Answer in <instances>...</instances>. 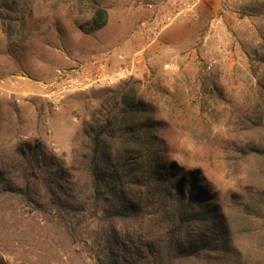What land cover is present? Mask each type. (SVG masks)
I'll use <instances>...</instances> for the list:
<instances>
[{"label": "rangeland", "instance_id": "obj_1", "mask_svg": "<svg viewBox=\"0 0 264 264\" xmlns=\"http://www.w3.org/2000/svg\"><path fill=\"white\" fill-rule=\"evenodd\" d=\"M96 4L106 9V23L84 32L80 24ZM262 32L264 0H0L4 180L16 148L26 145L44 161L40 177L66 189L76 132L113 114L131 87L147 111L140 119L156 137L159 164L176 177L198 169L237 221L242 251L264 254L257 247L264 245L263 218L238 225L240 210L254 208L264 190L260 158L241 153L264 144ZM121 71L127 75L118 77ZM97 78L111 80L87 86ZM136 202L146 218L150 200L137 195ZM47 215V206L33 203L7 215L25 232L0 235V264H97L108 243L116 255L126 253L124 264H138L129 253L137 244L125 237L141 231L135 221L118 225L126 231L122 247L103 237L106 223L91 205L66 215L78 231L73 240Z\"/></svg>", "mask_w": 264, "mask_h": 264}, {"label": "trees", "instance_id": "obj_2", "mask_svg": "<svg viewBox=\"0 0 264 264\" xmlns=\"http://www.w3.org/2000/svg\"><path fill=\"white\" fill-rule=\"evenodd\" d=\"M106 20V9L96 4L80 28L92 32L103 27ZM112 108L113 114L76 132L66 189L60 182L51 183L40 177L38 171L44 161L29 146L16 148L7 166L11 178L4 180L5 171L0 170L1 237L25 232L11 226L6 217L23 204L33 203L41 208L47 206V221L56 220L51 221L56 223L55 231L73 240L78 231L67 222L66 215L91 205L93 215L106 223L102 235L107 241L123 247L121 237L126 231L121 233L118 225L128 220L141 228L132 236H125L137 244L129 253L138 264H264L263 251L256 250L254 255L242 251L244 243L232 227L237 221L228 217L219 198L202 183L198 169L176 177L174 171L159 164L156 137L149 122L140 119L147 111L134 89H123ZM260 129L264 133V124ZM241 153L256 154L264 171V144H247ZM42 192L52 199L48 205ZM137 195L151 202L146 218L147 212L136 202ZM256 203L254 208L246 204L248 209L240 210L238 225L252 223L258 217L264 220V215H260L264 190ZM257 243V247L264 248L263 242ZM124 257L126 253L116 255L113 244L108 243L102 258L97 257V264H124Z\"/></svg>", "mask_w": 264, "mask_h": 264}, {"label": "built area", "instance_id": "obj_3", "mask_svg": "<svg viewBox=\"0 0 264 264\" xmlns=\"http://www.w3.org/2000/svg\"><path fill=\"white\" fill-rule=\"evenodd\" d=\"M125 75H127V72L126 71H121L120 74H118L117 76L121 77V76H125ZM109 80H111V78L108 79V80L107 79L105 80V78H103V79L97 78V79H94V80L90 81L87 84V86H90V87L96 89V88H99V87L106 86L109 83Z\"/></svg>", "mask_w": 264, "mask_h": 264}]
</instances>
